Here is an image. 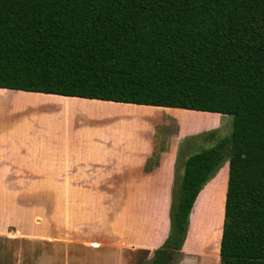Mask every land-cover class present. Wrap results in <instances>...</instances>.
<instances>
[{
  "label": "trees",
  "instance_id": "obj_1",
  "mask_svg": "<svg viewBox=\"0 0 264 264\" xmlns=\"http://www.w3.org/2000/svg\"><path fill=\"white\" fill-rule=\"evenodd\" d=\"M0 89L231 116L175 175L151 264L224 162L218 264H264V0H0Z\"/></svg>",
  "mask_w": 264,
  "mask_h": 264
},
{
  "label": "crops",
  "instance_id": "obj_2",
  "mask_svg": "<svg viewBox=\"0 0 264 264\" xmlns=\"http://www.w3.org/2000/svg\"><path fill=\"white\" fill-rule=\"evenodd\" d=\"M0 90L40 102L26 109L0 102V241L53 245L54 253L62 244L102 255V264H141L136 259L143 254L151 264L169 233L181 144L208 129L184 130L178 121L170 136L163 131L157 139L163 127L156 126L166 119L159 111L190 110ZM111 195L117 196L115 218L96 222L90 239L78 236L89 221L81 212L84 197L97 199L96 217L98 200ZM63 196L76 197V204L64 207Z\"/></svg>",
  "mask_w": 264,
  "mask_h": 264
},
{
  "label": "rangeland",
  "instance_id": "obj_3",
  "mask_svg": "<svg viewBox=\"0 0 264 264\" xmlns=\"http://www.w3.org/2000/svg\"><path fill=\"white\" fill-rule=\"evenodd\" d=\"M12 95L11 92L0 90V102L8 103L11 101L14 106L24 107V109L32 107L36 103H40L39 100L33 96L17 94L13 98ZM27 97H33L30 104L25 102ZM40 98H43V96H40ZM163 112L164 111H159V113L164 115L163 118L166 119H162V125L156 126L163 127L157 129V139L163 135V131L166 132L167 136H170L171 132L175 131L178 121L181 122L184 130L199 131L208 129L187 137L185 139L186 141L183 140L177 172L175 173L177 180L180 179L182 161L185 156L215 146L220 140L229 137L232 131L231 116L193 111H188L187 113L179 112L178 114ZM158 122L159 120H156V123ZM123 125H125V127L130 126L126 119L123 121ZM212 179L214 180L200 191V196L194 212L192 214L191 211L192 216L190 214L191 219L189 217L188 231L182 249L180 252L171 251L169 264H218V247L224 215L223 194L225 196L226 192L224 193V189H226L228 179L227 162L221 165L217 173L209 181ZM53 198L54 197L47 196L45 198L46 204H52L54 202ZM85 199L86 197H84L83 205H80V207L82 215H85L86 219H89V221L88 224H86L87 229L81 230L82 232L79 231L78 236L90 239L89 237L97 234V232H95L96 222H102V220L109 221L115 218L117 212V196H102L101 199L98 200V203L101 205L96 217L94 204L97 203V199L94 200V197H92V199L90 197L88 202L86 201L87 199ZM19 200L21 203V199ZM74 200L76 201V197L63 196V206L66 207L74 204ZM78 203L80 202L78 201ZM85 203L89 204L87 205ZM91 221L94 222L93 225L89 223ZM69 232L66 234H72H69ZM92 244L94 247L98 246V244ZM54 250L55 248L53 245H42L23 241L14 243L0 241V264H102V255L94 256L93 253L86 251H83L84 253L78 252L77 250L72 251L73 249H69L62 244L57 245L56 253H54ZM136 262L148 264L143 261V254L137 256Z\"/></svg>",
  "mask_w": 264,
  "mask_h": 264
},
{
  "label": "water",
  "instance_id": "obj_4",
  "mask_svg": "<svg viewBox=\"0 0 264 264\" xmlns=\"http://www.w3.org/2000/svg\"><path fill=\"white\" fill-rule=\"evenodd\" d=\"M226 150H229V145H227Z\"/></svg>",
  "mask_w": 264,
  "mask_h": 264
}]
</instances>
